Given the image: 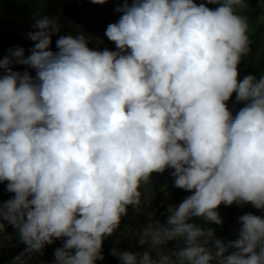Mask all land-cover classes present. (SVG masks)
Masks as SVG:
<instances>
[{
    "label": "clouds",
    "instance_id": "1",
    "mask_svg": "<svg viewBox=\"0 0 264 264\" xmlns=\"http://www.w3.org/2000/svg\"><path fill=\"white\" fill-rule=\"evenodd\" d=\"M246 3L123 0L105 31L116 50L93 49L80 32L53 51L59 20L37 16L31 54L15 47L0 59V182L14 193L0 201V240L7 222L26 245L13 264L58 238L53 264H97L142 186L167 169L191 195L138 243L177 249H113L122 264H264V216L241 215L227 241L190 222L222 225V204L264 209V74L238 78L251 44ZM234 93L245 102L235 114Z\"/></svg>",
    "mask_w": 264,
    "mask_h": 264
},
{
    "label": "trees",
    "instance_id": "2",
    "mask_svg": "<svg viewBox=\"0 0 264 264\" xmlns=\"http://www.w3.org/2000/svg\"><path fill=\"white\" fill-rule=\"evenodd\" d=\"M89 0H0V59L9 55V49L23 47L25 55H30V49L36 43L32 41L28 33L38 31L34 28L37 16H49L57 18L60 23V31L52 36L51 50L58 51L56 40L63 35H74L84 32L93 37L89 42V47L95 48L97 40L95 37L101 34L99 25L100 19L97 18L93 10L92 2ZM197 3L206 2V0H196ZM210 8L218 7L217 4H209ZM242 15L248 18L249 38L251 41L249 53L243 57L239 64V79L245 75L252 74L259 78L264 74V7L261 0H247L246 6L240 10ZM103 40V39H102ZM14 70L24 72L30 71L33 77L36 70L26 65L14 64ZM229 108L235 114L239 108L245 106V102H236L234 93L231 100L228 101ZM172 169H167L163 173H155L151 178L156 197L155 213L160 222L167 216V206L161 198V190L166 185H172L174 196L179 204L184 198L191 195V192L174 186V177L171 175ZM4 182H0V201H7L12 197L6 193ZM241 204H232L230 206L220 205V212L223 224L211 225L203 218H192L190 222L198 223L202 227L215 228L216 236L223 240H235L239 238V212ZM7 227L5 236L0 240V264H3L24 252L26 247L18 237L17 230L5 222ZM64 238L54 240L52 244L46 247L54 254L55 250L62 247ZM178 242L173 240L170 243V249H177ZM141 252L137 242L128 245L120 239L115 232L112 236L107 237L103 244V260H98L97 264H122L118 256L112 254V250ZM23 256V255H21ZM36 264H43L40 259ZM216 264V262H213Z\"/></svg>",
    "mask_w": 264,
    "mask_h": 264
},
{
    "label": "rangeland",
    "instance_id": "3",
    "mask_svg": "<svg viewBox=\"0 0 264 264\" xmlns=\"http://www.w3.org/2000/svg\"><path fill=\"white\" fill-rule=\"evenodd\" d=\"M89 3L91 0L88 1ZM123 3V0H107L104 4H95L92 3L93 10L95 11V14L97 18L100 19L99 25L101 28V34L97 35L95 39L97 40L96 46L94 49H109V50H116V46L114 42L110 41L107 36L105 35V31L107 26L110 23H114L119 20L122 13L116 11V9ZM103 39V40H102ZM7 184V182H4ZM7 186V185H6ZM142 196H141V204L138 209H134L131 206L129 207L128 214L122 218V222L120 225V228L116 230V233L120 239H122L124 242H126L128 245L137 242L138 246H140V251H150L152 252V255L155 257L156 252L161 251H172L170 249V243L169 241L166 245L163 246H157L155 248V251L151 248V240L149 239V243H146L144 245H140L138 243L141 231L144 227H146L150 222L153 223V227L157 226L156 222L159 223H166L167 217L160 222L159 219L156 217L155 213V197L156 193L153 187V184L150 180L149 183L145 184L141 188ZM6 193H8L11 197L14 196V193H10L7 191L6 187ZM161 198L165 205L167 206V209L170 205H178L172 185H166L161 190ZM246 213H253L256 215L264 216V209H257L254 207L251 203L242 204L239 217ZM170 213H168L169 215ZM240 227L242 226L239 221ZM60 240V238L56 239ZM235 249H229V252L234 251ZM40 259L43 264H53L55 260L54 254L45 246L42 253L40 252H33V253H24L23 256H21L20 261L18 264H36V260ZM3 264H13V259L3 263Z\"/></svg>",
    "mask_w": 264,
    "mask_h": 264
}]
</instances>
